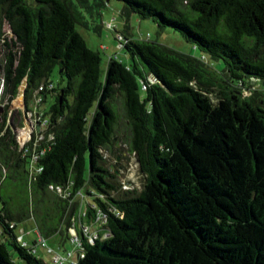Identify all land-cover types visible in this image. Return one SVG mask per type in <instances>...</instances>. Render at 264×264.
I'll return each mask as SVG.
<instances>
[{
    "label": "trees",
    "instance_id": "1",
    "mask_svg": "<svg viewBox=\"0 0 264 264\" xmlns=\"http://www.w3.org/2000/svg\"><path fill=\"white\" fill-rule=\"evenodd\" d=\"M120 1L126 25L132 13L151 17L204 54L121 32L125 58L110 55L102 77L72 0H0V264H53L8 225L31 216L46 237H69L76 226L82 254L74 264H264V0ZM205 53L221 59L219 72ZM55 64L66 79L60 88L47 87ZM23 78L26 105L41 83L42 101L52 96L35 146L44 147L42 168L31 175L30 153L15 136L19 119L8 114ZM116 91L141 188L122 189L102 153L116 140ZM82 221L109 234L90 242Z\"/></svg>",
    "mask_w": 264,
    "mask_h": 264
},
{
    "label": "rangeland",
    "instance_id": "2",
    "mask_svg": "<svg viewBox=\"0 0 264 264\" xmlns=\"http://www.w3.org/2000/svg\"><path fill=\"white\" fill-rule=\"evenodd\" d=\"M95 1L97 0H89L86 4H83L79 2V0H72L74 8L80 13L81 19L84 21L77 25L78 30L86 39L87 44L100 52L102 77L104 76L107 60L110 55L118 58H125L124 49L120 47L118 43L119 40L117 38V32H126L137 38H145L148 32L150 35L148 37L149 39L158 40L173 48L197 56L204 54L201 50H199V48H196L192 43L187 41L174 28L169 26L160 28L151 17H139L138 15L132 13L126 25L124 16L121 13L123 4L120 0L105 1L104 5ZM109 21L111 22V26H107V22ZM4 28H6V30L8 29L6 25ZM1 55L2 52L0 51V58L2 57ZM205 55L209 62L213 65L216 72H219L222 67L221 59L210 58L206 53ZM48 79L59 88L66 83V79L60 74L57 64H55L50 70ZM253 87L254 86L244 88L243 95L249 94L250 89H253ZM217 90V87H215L211 91V97L214 101L218 98ZM51 100L52 96L47 94L46 100L39 104L40 110L42 111L44 106H48ZM111 101L117 115L114 125V136L116 140L110 146L102 148L105 164L109 165L110 170L115 174V180L120 183L122 189L132 187L141 188L144 182V173L139 169L136 155L129 146L130 129L129 121L125 113L123 94L120 91H116ZM24 103V93L21 94L17 92L16 96L12 98L9 104V107L12 106V120L14 119L16 121L19 119V122L15 124L16 132H18V127H21L24 123V116L21 111ZM90 114L91 110L88 117ZM130 164H133L132 169L128 168V165ZM87 198L91 200L92 195H88ZM74 200H76V202L80 201V197L76 196ZM95 224L96 223H92L93 229L96 227ZM23 225L30 227L32 225V220L30 218H26L23 221H19L15 231L17 233L21 232ZM77 226L79 228V224ZM24 236L26 238L25 234ZM46 241L62 254L66 253V249L71 250L72 255L77 258L76 245L71 238L64 236V234H52L46 238ZM37 248V253L45 260L50 261V254L41 246H38ZM62 264H71L70 259L67 258V260H65Z\"/></svg>",
    "mask_w": 264,
    "mask_h": 264
},
{
    "label": "built area",
    "instance_id": "3",
    "mask_svg": "<svg viewBox=\"0 0 264 264\" xmlns=\"http://www.w3.org/2000/svg\"><path fill=\"white\" fill-rule=\"evenodd\" d=\"M107 26H111V22H107ZM147 37L149 36L148 33L146 35ZM117 38H118V43L120 45V47L123 45L124 42V38L121 32H117ZM2 85L3 82L2 80L0 81V106L3 107L5 101L1 100V92H2ZM53 83L49 82L47 84V87H52ZM44 88V84L41 83L40 85H38L37 88H35L33 95H32V101L29 102L28 105H26V103H24L26 105V108L21 109L22 114L24 116V123L22 124L21 127H18V132H16V129L14 127V131H15V136L16 139L19 143V146L24 148V153H30V175L32 173H36L39 170H41L42 166L39 165L37 163V159L40 155L41 152H43L44 147H41L40 149H35L36 144L38 143V141L40 139H43L45 137V132L46 129L49 125V119H48V115H45L43 113V109L42 111L40 110L39 104L42 101V95L40 93V90ZM12 100V99H11ZM25 102V101H24ZM23 104V105H24ZM11 106V105H10ZM4 110V107H3ZM3 110L0 113V119H1V114L3 112ZM11 112H12V106L8 107V114L10 116V120L12 119L11 116ZM21 124V123H19ZM18 124V125H19ZM28 142L32 143V147L31 149H29V146H25L27 145ZM129 169L133 168V164L128 165ZM5 173V168H2V170L0 171V183L2 181V178L4 176ZM49 187L52 189H55L56 191L60 192L63 194V196H66L69 194V191L62 188L60 185L58 184H49ZM80 197V206H79V212L80 213H84L85 212V195L84 193H82L80 190L77 191V193L74 195L75 197ZM73 198V199H74ZM85 203V204H84ZM31 220H33V217H29ZM98 219L101 217H97ZM102 221H105V217L102 218ZM34 222V221H33ZM17 223L15 221H9L8 225L9 227L14 228V231L17 227ZM92 223L93 222H88V221H82L79 223V230L81 235L85 236L87 238L88 241L93 242L94 239H96V237H104L106 235L109 234L108 230H104L103 232H101V234H99L98 228L95 224V228H92ZM99 223V222H98ZM32 230L34 232V240L30 241L28 239H26L24 237V234L26 232H28L27 230L25 231V229L21 228V232L17 233L15 231V233L17 234L16 238L17 240L21 243V245L25 246V247H29L31 249L32 252L37 253V247L41 246L43 249H45L46 252H48L50 254V262L54 263V264H62L65 260H67V258L70 259V263L74 264L76 259L73 255H72V251L69 249H66V253L62 254L61 252H59L58 250H56L53 246L49 245L46 241V236L41 232V230L34 224L32 227ZM2 232V228L0 226V234ZM69 238H71V240L74 242V244L76 245L77 248V256L78 254H82V244H81V237L79 235V232L77 231L76 226L73 224L72 226L69 227ZM40 255V254H38Z\"/></svg>",
    "mask_w": 264,
    "mask_h": 264
},
{
    "label": "crops",
    "instance_id": "4",
    "mask_svg": "<svg viewBox=\"0 0 264 264\" xmlns=\"http://www.w3.org/2000/svg\"><path fill=\"white\" fill-rule=\"evenodd\" d=\"M33 225H34V222L32 220V225L30 227L29 226H24V225L22 226V228L25 229V231L26 230L28 231V232L25 233V235H26V239H28L30 241L34 240V232L32 230ZM37 252H38V248H37Z\"/></svg>",
    "mask_w": 264,
    "mask_h": 264
},
{
    "label": "water",
    "instance_id": "5",
    "mask_svg": "<svg viewBox=\"0 0 264 264\" xmlns=\"http://www.w3.org/2000/svg\"><path fill=\"white\" fill-rule=\"evenodd\" d=\"M26 82H27V79L26 78H23L20 85H19V89H18V92L23 94L24 93V89H25V85H26ZM24 108H26V105L24 104L23 105ZM3 110V107L0 106V113L1 111Z\"/></svg>",
    "mask_w": 264,
    "mask_h": 264
}]
</instances>
